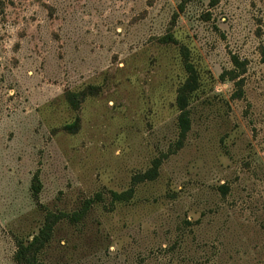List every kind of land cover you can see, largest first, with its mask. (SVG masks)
Here are the masks:
<instances>
[{
    "label": "rangeland",
    "instance_id": "374dc122",
    "mask_svg": "<svg viewBox=\"0 0 264 264\" xmlns=\"http://www.w3.org/2000/svg\"><path fill=\"white\" fill-rule=\"evenodd\" d=\"M180 3L0 0V264L49 213L88 200L81 222L56 225L43 264H264V0ZM184 47L201 88L174 152ZM233 57L246 62L240 98L220 79ZM164 154L157 180L111 202Z\"/></svg>",
    "mask_w": 264,
    "mask_h": 264
},
{
    "label": "trees",
    "instance_id": "16d2710c",
    "mask_svg": "<svg viewBox=\"0 0 264 264\" xmlns=\"http://www.w3.org/2000/svg\"><path fill=\"white\" fill-rule=\"evenodd\" d=\"M191 0H181L180 8L183 10L184 7L190 2ZM166 43H173L175 39L172 35H169L165 38ZM182 57L184 62V68L187 74V77L183 84L179 87L177 91L176 97V106L178 110V139L175 144L174 152L180 150L184 146V142L191 131L192 128V119H191V105L193 101V96L199 91L201 88L200 83V75L194 66L193 63L190 61V55L187 48H182ZM234 69L231 71H225L221 76L220 79L223 81L230 80L236 83L239 87L238 94L236 97L240 98L243 95L242 84L243 81L241 76L246 72V62H241L238 58L233 57ZM88 96L87 93H79L71 95L69 98V102L74 108H79L80 103ZM79 121L77 120L73 124L67 125L65 129L70 133H75L78 130ZM173 152V151H172ZM168 158V154H164L161 157L154 159L152 162L151 168H149L146 172L142 174H137L133 177V184L132 187L124 192H111V202L113 204H123L130 202L136 194V186L145 182H153L158 179L160 175V169L163 165L165 159ZM42 182L39 173H37L33 180H32V191L33 196L36 200H39V195L42 191ZM221 193L225 196L228 193V186L222 185L219 187ZM101 195H97L98 199H101ZM95 200H88L84 204L83 210L78 213H74L73 215L69 216L61 214L56 215L53 213H49L42 227L39 229L37 234L27 240H19L17 241V249L14 256V260L16 264H43L41 261V254L44 251L47 244L51 241L53 237V233L55 231L56 225L62 219H69L74 223L81 222L86 213L90 210L91 206L93 205ZM214 259L210 261V264H221V254L219 253Z\"/></svg>",
    "mask_w": 264,
    "mask_h": 264
}]
</instances>
